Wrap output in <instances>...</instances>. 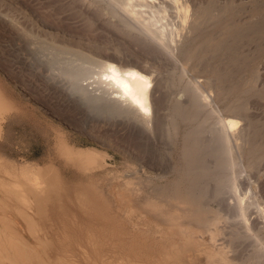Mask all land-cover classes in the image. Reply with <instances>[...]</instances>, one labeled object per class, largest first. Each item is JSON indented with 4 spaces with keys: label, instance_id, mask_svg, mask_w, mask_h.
I'll use <instances>...</instances> for the list:
<instances>
[{
    "label": "bare ground",
    "instance_id": "6f19581e",
    "mask_svg": "<svg viewBox=\"0 0 264 264\" xmlns=\"http://www.w3.org/2000/svg\"><path fill=\"white\" fill-rule=\"evenodd\" d=\"M196 1L88 0L89 6L98 5L105 20L148 51L146 58H138V62L127 56L123 59L107 57L99 60L78 48L68 52L69 45L63 40L61 28L63 20L60 16L64 10L60 0L54 3L40 1L35 6L24 0H0V69L21 88L33 81L43 92L49 89L66 104V110L72 115L66 117L57 111L64 108L60 103L56 108H49H54L60 119L68 120L103 144H112L109 130L117 125L144 131L155 130L163 122L167 124L170 140L172 138L170 142L177 141L179 120L196 117L202 111V121L209 123L202 127L199 122L196 127L185 130L181 137L185 166L178 171L170 188L152 187L146 193L145 204L149 210L173 224L182 227L183 223L193 221L205 226L211 240L220 238L218 250H214L192 242L188 237L186 249L179 248L184 251L178 250L172 256L171 264H192V255L195 257L198 253L206 254L212 264H241L234 255L235 249L230 248L224 225L219 224L227 220L226 215L219 212L222 211L220 207L212 208L201 199L210 195L212 189L213 196L220 197V206L234 207L233 199L221 195L223 186L231 178V169L239 164L244 155L242 143H246V148L251 152L255 148V136L264 131V120L258 124L247 119V126L235 128L232 118L224 120L218 109L206 108L211 98L229 94L232 86L231 83H224V73L218 66H206L212 59L219 60L222 57L220 54L234 46L242 33L238 26L230 24L229 40L220 38L211 41L207 29L220 22L225 11L221 6L213 12L209 2L211 11L202 15L195 6ZM202 3L203 0L200 5ZM251 31L254 36H264V21L253 24ZM202 36L207 37L198 43L197 39ZM178 53L184 55L186 64L195 58L196 63L203 66L200 71L210 74L203 76L205 84L197 81V84L184 87L190 107L179 99L169 106L174 92L164 81L161 71V62H172ZM10 63L16 64L18 74L28 75L30 81L18 79L10 69ZM22 90L25 92V89ZM238 107L244 108V105ZM13 109L12 101L0 90V136L4 119ZM211 118L215 120L211 122ZM95 126L105 129L103 135L93 133ZM204 132L209 133L207 138L203 137ZM55 144L60 153L78 161L83 169L93 170L110 165L108 152L98 146L75 147L60 133H56ZM172 145L169 143L170 148L166 153L168 161L172 159ZM158 158L160 161L161 158ZM132 173L121 171L118 176L130 185L133 192L139 193L142 185L140 176ZM231 186L235 197L239 198L238 186L234 183ZM58 189V176L49 165L39 166L28 161L15 164L0 153V264H65V255L51 257L54 245L39 223V219L46 215L48 202ZM242 192L243 200H238L235 207L242 219L251 213L259 216L258 228L262 230L259 229L260 244L254 256L263 258L264 204L257 202L259 196L255 199L250 187ZM77 194L81 200V192ZM16 215L24 220L25 228L34 242L18 228L14 220ZM231 235L234 239L240 237L236 230ZM88 238L93 240L92 236ZM254 262L258 264V260Z\"/></svg>",
    "mask_w": 264,
    "mask_h": 264
},
{
    "label": "rangeland",
    "instance_id": "374dc122",
    "mask_svg": "<svg viewBox=\"0 0 264 264\" xmlns=\"http://www.w3.org/2000/svg\"><path fill=\"white\" fill-rule=\"evenodd\" d=\"M24 1L35 6L40 1L54 3L59 0ZM60 1L64 10L60 11L63 20L61 28L63 40L69 45L68 52L78 48L99 60L107 57L123 59L127 56L138 61V58L145 59L148 55V51L138 41L105 20L98 5L89 6L88 0ZM198 1L201 3V0ZM198 1L195 6L202 15L211 11L209 2L213 12L221 6L225 11L221 21L207 29L211 41L220 38L229 40L230 26L234 24L242 33L234 46L220 54L222 57L219 60L212 59L206 66H218L224 73V83L232 84L229 94L211 98L206 108L218 109L224 120L232 118L235 128L247 126V119L259 124L264 120V36H254L251 28L253 24L264 21V0H203L206 5H200ZM102 5L105 3L102 2ZM199 6L203 9H199ZM206 37H199L198 43ZM196 62L194 58L186 64L182 53H178L172 62H161L163 79L174 92L170 107L177 99L190 107L184 87L199 81L205 84L203 76H210L208 73L203 74L200 71L202 64ZM10 69L17 74L18 79L30 81L28 75L18 74L19 67L16 64L10 63ZM0 90L14 104V109L4 119L0 153L15 164L28 161L39 166L49 165L58 176L59 189L48 202L45 217L39 219L54 245L51 249L52 258L65 255V264H171L172 256L178 250L184 251L179 248L186 249L188 237L192 242L218 250L220 238L211 240L205 226L193 221L178 226L149 210L145 204L146 193L152 187L170 188L178 171L185 166L181 137L185 130L196 127L197 123H202V127L209 123L207 120L202 121V111L196 117L179 120L177 141L170 142L172 138L170 140L167 124L163 122L155 130L144 131L117 125L109 130L112 144L108 145L94 139L68 120L60 119L54 108L49 106L56 108L60 103L64 108H58L60 110L57 111L66 117H71L72 113L66 110V104L60 98L49 89L43 92L36 82L30 81L27 87L21 88L0 69ZM242 104L244 108H239L238 105ZM214 120L211 118V122ZM92 131L103 135L105 129L95 126ZM56 133H60L75 147L95 145L105 149L109 154L110 165L93 170L83 169L78 161L65 157L57 150ZM208 135V132H204L203 137L207 138ZM169 143L173 144L170 161L166 157ZM242 144L244 155L239 164L231 169V178L224 184L221 195L230 197L236 204L238 200H243L242 190L250 187L253 197L256 199L259 196L257 202L264 204V131L255 136L256 145L252 152L246 148V143ZM121 171H133V175L140 176L142 185L139 193L133 192L130 185L120 179L118 174ZM232 183L238 186L239 198L232 191ZM78 191L82 194L81 200ZM209 194L201 200L212 208L220 207L222 211L219 212L226 215L227 220L218 223L224 225L230 248L235 249L234 255L241 264H254L255 260H258V264H264V257L257 259L254 256L260 244L259 229L262 230L258 228L259 216L251 213L242 219L235 204L230 208L220 206V197L213 196L212 189ZM163 201L167 202L165 199ZM14 220L24 235L34 242L25 228L24 220L18 215ZM233 230L238 231L240 237L232 238ZM89 236L93 237L92 241ZM193 257L194 254L191 257L192 264H212V260L207 259L204 253Z\"/></svg>",
    "mask_w": 264,
    "mask_h": 264
}]
</instances>
